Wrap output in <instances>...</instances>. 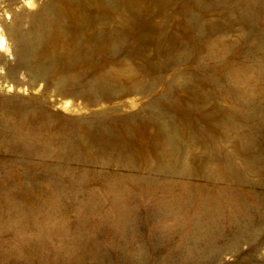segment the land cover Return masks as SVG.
<instances>
[{"label":"rangeland","instance_id":"obj_1","mask_svg":"<svg viewBox=\"0 0 264 264\" xmlns=\"http://www.w3.org/2000/svg\"><path fill=\"white\" fill-rule=\"evenodd\" d=\"M0 36V264H264V0H0Z\"/></svg>","mask_w":264,"mask_h":264},{"label":"bare ground","instance_id":"obj_2","mask_svg":"<svg viewBox=\"0 0 264 264\" xmlns=\"http://www.w3.org/2000/svg\"><path fill=\"white\" fill-rule=\"evenodd\" d=\"M100 38V37H99ZM6 46L5 39L3 36H0V48H4ZM77 48L83 49L86 48L88 50L95 51V46L93 44V38L88 36H78L77 37Z\"/></svg>","mask_w":264,"mask_h":264}]
</instances>
